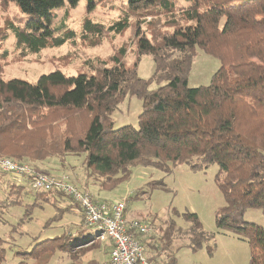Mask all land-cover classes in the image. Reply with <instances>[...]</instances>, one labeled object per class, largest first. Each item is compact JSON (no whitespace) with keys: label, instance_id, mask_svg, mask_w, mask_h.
I'll list each match as a JSON object with an SVG mask.
<instances>
[{"label":"trees","instance_id":"trees-1","mask_svg":"<svg viewBox=\"0 0 264 264\" xmlns=\"http://www.w3.org/2000/svg\"><path fill=\"white\" fill-rule=\"evenodd\" d=\"M2 1L15 5L22 14L18 24L7 23L19 49L38 54L77 37L64 21L54 26V11L66 2L76 7L81 0ZM122 1L127 11L115 23L106 26L85 19L83 38L124 33L131 28L130 13L142 15L141 11L145 18L166 14L172 31L150 38L137 27V60L133 66L125 63L127 50L122 47L111 57L110 67L105 65L90 74L69 77L57 70L41 75L36 83L0 77V158L53 175L42 171L40 164H47L51 158L63 163L67 155L84 153L87 177L100 178L104 190L130 179L135 166H153L171 173L183 164L193 171L217 165L216 182L226 200L216 216L217 230L238 235L250 245V264H264V228L246 222L243 216L250 209L264 211V0ZM181 1L189 6L178 7ZM86 2L90 9L97 4L95 0ZM6 37H0V46ZM198 48L217 58L221 67L210 85L190 88L188 80ZM143 55L151 56L155 63L151 80L142 79L137 72ZM152 81L159 85L157 89H150ZM128 96L142 102L139 127L114 130L112 115ZM61 111L86 116L88 121L81 132L67 129L58 134L61 143L56 141V149L48 141L27 148L25 134L37 130L36 119H48L51 113ZM44 130L43 141L47 140L46 129L36 131ZM48 136L51 139V134ZM0 173L9 174L1 169ZM10 180V192L22 195L26 190L27 195L33 194L32 206L40 204V199L57 205L68 198V206H56L57 218L68 212L81 219L74 223V232L66 231L31 251L18 252L17 264H50L64 253L69 264H75L72 260L76 258H80L78 264H108L113 242L101 240L99 229L96 236L83 240L86 228L97 227L85 223L79 203L63 192L27 190L29 176ZM18 203V199L10 200L9 205ZM198 217L190 212L184 215L191 225L186 231L171 221L159 235L135 233L149 264H178L176 256L182 247L200 249L209 236ZM150 225L154 229L153 222ZM180 238L187 239L186 244H177ZM6 244L0 238V264L6 261ZM77 245L79 250L95 246L101 250L103 261L91 259L90 251L79 257Z\"/></svg>","mask_w":264,"mask_h":264},{"label":"rangeland","instance_id":"rangeland-1","mask_svg":"<svg viewBox=\"0 0 264 264\" xmlns=\"http://www.w3.org/2000/svg\"><path fill=\"white\" fill-rule=\"evenodd\" d=\"M95 1L97 2L96 6L91 9L87 7L86 0H81L76 7L71 8L66 2L64 7L57 8L54 11V26H59L61 21H64L69 30L75 31L77 37L60 48H48L35 54L17 47L15 36L8 29L7 23L13 21L18 24V19L22 17V14L15 5L5 4L0 0V37L7 35L0 46V77L3 80L17 78L36 83L41 75L57 70H61L69 77H75L80 73L88 72L90 74L105 65L110 67L111 57L118 54L122 47L127 50L126 55L123 56L125 63L128 66H133L137 60L134 31L137 27L150 38L154 34L163 35L173 29L170 27L171 20L166 14L163 16L151 15L145 18L141 11L142 15L130 13L131 28L124 33H106L99 38L88 36L84 39L82 27L85 19L107 26L117 22L127 11V6L122 0ZM178 4V7L189 6L184 1ZM220 64L221 62L217 58L198 48L193 65H191L189 87L197 88L210 85L211 78L221 67ZM154 67L155 63L151 56H141L137 68L139 77L151 80L155 73ZM158 86L156 82L152 81L150 89H157ZM141 105L140 99L128 96L112 115L114 130L124 126H133L137 129L142 112ZM36 120L37 130L32 131L31 129L27 135L25 134L27 148L33 145L40 146L43 142L48 141L53 142L54 149H56L57 143H61L60 137H57L58 134L65 133L67 129L75 134L80 133L88 121L85 115H78L70 111L51 113L48 119L37 118ZM41 128L46 129L47 140L43 141L42 135L45 130L36 132ZM49 134L52 136L51 139H49ZM85 158L86 154L84 153L71 156L72 167L67 165V168L73 170L75 166L81 176L88 175ZM23 161L27 162V160ZM27 163L32 164L29 161ZM46 163L45 168L50 174L55 176L62 174L58 158H51ZM131 170L130 179L112 190L102 189L101 179L98 177L90 178L87 190L92 198L99 202L125 200L127 217L153 222L152 235L154 233L159 235L161 229L164 230L166 223L169 224L171 221L175 223L176 227L186 231L191 225L184 219V215L188 212L196 213L202 223L203 231L206 232L209 239L202 242V247L196 251L187 246L182 247L176 256L178 264H250V245L234 233L217 230L216 216L218 211L226 205V200L216 182V174L219 170L217 165H211L206 170L193 171L187 164H183L175 167L171 173L153 166H135ZM9 174L0 173V238L6 240L8 246L6 261L2 264H17L19 262L18 252L31 251L37 244L62 235L66 231L74 232V222H81V219L78 215L68 212L60 219L57 218L56 206H68L70 203L68 198H64L66 201H58L57 205L40 199V204L32 206L35 204L33 194L27 195L26 190H23L22 195H19L18 192H10L8 184H11L12 180L10 179L15 177ZM64 174H67L73 185H76L70 174L63 173L62 175ZM161 183L163 186H160ZM27 190H31V187L27 186ZM15 199H18L19 203L9 205L10 200ZM30 207L32 210L29 216L27 212ZM243 216L246 222L258 224L264 228L263 210L250 209ZM98 232L99 230L96 228H86L83 240L96 236ZM146 238L144 241H147ZM186 242L187 239L180 238L177 244H186ZM79 249L81 247L77 245V252L81 251L79 257L83 252L90 251L91 259L103 261L101 250H95V246H84L82 250ZM150 255L152 254L150 253ZM79 259L76 258L72 261L78 264ZM49 262L50 264L70 263L67 253L58 254L55 259Z\"/></svg>","mask_w":264,"mask_h":264},{"label":"built area","instance_id":"built-area-1","mask_svg":"<svg viewBox=\"0 0 264 264\" xmlns=\"http://www.w3.org/2000/svg\"><path fill=\"white\" fill-rule=\"evenodd\" d=\"M0 169L11 173L15 178H31V190L59 191L79 203L85 214L86 224L101 230L100 239L109 238L113 250L108 264H149L145 249L134 235L148 236L153 231L150 222L128 219L125 215L126 201H96L85 187L73 185L67 174L55 176L40 174L28 164H19L9 158H0Z\"/></svg>","mask_w":264,"mask_h":264},{"label":"crops","instance_id":"crops-1","mask_svg":"<svg viewBox=\"0 0 264 264\" xmlns=\"http://www.w3.org/2000/svg\"><path fill=\"white\" fill-rule=\"evenodd\" d=\"M71 156H75V155H67V156H66V159H65V161H64L63 163L60 161L61 169H62V171H63V172H61V173H62V174H63V173H68V174H70V175H71V178H72V180H73V182H74L76 185H78V186L80 185V186H83V187H85L86 189H88V185H87V184L90 182V178H88L86 174H84L83 176H81V175L78 173L77 169H75V168H76L75 166H74V169H73V170L67 168V165H70V166L72 167V165L70 164V162H72V160L70 159ZM45 166H46V164L42 163V164H40L39 168H42V169H43L42 171H44V172H48V170H46ZM52 202H53V201H52ZM76 215H77V214H76ZM127 218H128V217H127ZM128 219H130V218H128ZM132 219H134V218H132ZM74 223H76V222H74ZM77 223H78V222H77ZM77 223H76V224H77Z\"/></svg>","mask_w":264,"mask_h":264}]
</instances>
